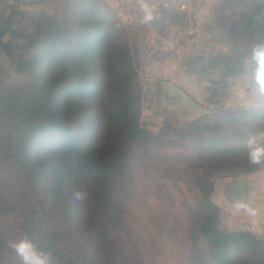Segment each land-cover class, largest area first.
<instances>
[{
	"label": "rangeland",
	"instance_id": "rangeland-1",
	"mask_svg": "<svg viewBox=\"0 0 264 264\" xmlns=\"http://www.w3.org/2000/svg\"><path fill=\"white\" fill-rule=\"evenodd\" d=\"M117 1L0 0V41L9 48L0 46V91L16 87L20 90L30 82L33 77L22 61L34 60L44 44L56 35H63L62 31L69 32L65 36L73 40L70 34L77 29L75 24L81 17L84 23L95 25L92 5L95 13L101 9L108 12L117 27L114 8ZM203 9L215 12L216 19L220 17L217 13H228L227 19L232 22L257 24L264 31V0L192 1L193 13ZM207 17L202 16L201 20ZM195 18L198 17L192 15L181 19L166 30H157L152 25L119 27L121 44L143 88L141 125L150 139L140 147L134 144V149L145 154V158L141 167L133 170L132 185L124 192L128 198H120L126 215L116 236L121 249L114 253L115 264H213L208 244L199 230L204 210L202 189L213 184L209 195L212 198L216 184L226 178L236 180L264 164L250 162L248 143L254 139L257 144H264V111L255 116L226 108H208L209 113L193 114L180 106L178 95L169 96L164 87L156 94L147 90V82L154 78L161 81L174 78L183 89L199 98L202 87H192L182 80L191 74L188 55L189 47H193ZM121 57L118 52L116 58ZM4 129L0 125V139ZM220 146L226 151L244 153V161L232 168L211 162L212 149ZM2 154L0 145V157ZM1 160L4 157L0 158V232L4 231L9 238L0 254V264H25L16 245L27 242L37 251L23 230L31 221L29 211L34 209V192L30 182L24 185L28 181L23 180L22 174L13 172L9 163ZM11 207L14 208L8 212ZM73 238L61 236L57 242L64 254L61 260L41 251L47 254L48 264H96L94 252L87 253Z\"/></svg>",
	"mask_w": 264,
	"mask_h": 264
},
{
	"label": "trees",
	"instance_id": "trees-1",
	"mask_svg": "<svg viewBox=\"0 0 264 264\" xmlns=\"http://www.w3.org/2000/svg\"><path fill=\"white\" fill-rule=\"evenodd\" d=\"M91 8L95 25L81 17L70 34L73 40L62 31L34 60L22 61L30 82L20 90L0 91V125L5 126L0 158L32 186L34 209L23 230L37 251L61 260L57 242L70 235L84 251L94 252L96 264H115L114 253L121 249L116 236L126 215L120 198H128L124 192L133 170L145 158L134 144L140 147L150 137L141 125L143 88L121 44V30L108 12ZM0 46L9 49L2 41ZM211 154V162L226 168L245 159L244 153L221 146ZM213 187L202 189L199 228L213 264H264V243L252 232L220 227V208L209 196ZM8 238L0 232V254Z\"/></svg>",
	"mask_w": 264,
	"mask_h": 264
},
{
	"label": "crops",
	"instance_id": "crops-1",
	"mask_svg": "<svg viewBox=\"0 0 264 264\" xmlns=\"http://www.w3.org/2000/svg\"><path fill=\"white\" fill-rule=\"evenodd\" d=\"M192 1L188 12L179 19L192 15L198 17L192 29L193 47H189L188 55L191 74L188 79L182 80L188 81L192 87H202V90L198 92L199 98L190 90H184L196 102L210 109L226 108L231 109V112L253 115L263 112L264 104L248 95L242 79L253 49L264 44L262 26L246 21L232 22L227 19L228 13H217L220 17L216 19V13L210 9L193 13ZM244 12L248 14V11ZM207 15L205 20H201L202 16ZM171 81L183 86L174 78ZM242 178L246 183L245 198L241 197L237 188ZM211 200L220 208V224L224 225L222 229L230 232L249 231L264 243V164L236 180L226 178L216 184Z\"/></svg>",
	"mask_w": 264,
	"mask_h": 264
},
{
	"label": "built area",
	"instance_id": "built-area-1",
	"mask_svg": "<svg viewBox=\"0 0 264 264\" xmlns=\"http://www.w3.org/2000/svg\"><path fill=\"white\" fill-rule=\"evenodd\" d=\"M147 6V11L142 7ZM190 0H118L116 5L118 20L116 26L152 25L157 30L174 26L188 12ZM151 13L152 19L145 20ZM161 80L154 78L147 82V90L153 94L161 88Z\"/></svg>",
	"mask_w": 264,
	"mask_h": 264
},
{
	"label": "clouds",
	"instance_id": "clouds-1",
	"mask_svg": "<svg viewBox=\"0 0 264 264\" xmlns=\"http://www.w3.org/2000/svg\"><path fill=\"white\" fill-rule=\"evenodd\" d=\"M147 11V6L142 5ZM153 17L150 12L145 16V20H151ZM247 93L260 104H264V44L256 46L251 55V61L245 66L242 73ZM250 145L249 160L253 164L264 162V145L257 144L254 139L248 141ZM81 198L80 194H77ZM17 251L24 258L25 264H48L47 254L32 249L27 242H21L16 245Z\"/></svg>",
	"mask_w": 264,
	"mask_h": 264
},
{
	"label": "water",
	"instance_id": "water-1",
	"mask_svg": "<svg viewBox=\"0 0 264 264\" xmlns=\"http://www.w3.org/2000/svg\"><path fill=\"white\" fill-rule=\"evenodd\" d=\"M161 87H164L168 90L169 96L178 95L181 99L180 106L187 109L193 114L209 113V109L202 104L196 102L183 88L171 81H161ZM237 188L241 194L242 198L246 196V183L245 179H240L237 183Z\"/></svg>",
	"mask_w": 264,
	"mask_h": 264
}]
</instances>
